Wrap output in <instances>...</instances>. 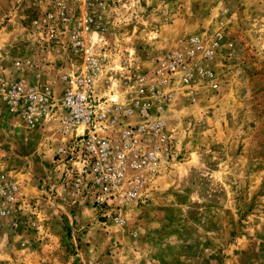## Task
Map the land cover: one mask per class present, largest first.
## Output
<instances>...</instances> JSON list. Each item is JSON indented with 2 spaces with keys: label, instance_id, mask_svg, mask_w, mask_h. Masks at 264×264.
Segmentation results:
<instances>
[{
  "label": "rangeland",
  "instance_id": "rangeland-1",
  "mask_svg": "<svg viewBox=\"0 0 264 264\" xmlns=\"http://www.w3.org/2000/svg\"><path fill=\"white\" fill-rule=\"evenodd\" d=\"M51 1L0 0V173L15 178L22 203L0 223V264H264V0H90L100 22L86 41L102 64L92 87L116 102L130 76L153 70L180 39L211 45L221 34L209 62L217 88L197 86L194 101L175 92L164 115L174 156L122 226L102 223L82 202L80 215L68 207L54 153L52 161L39 159L41 151L23 158L32 126L4 98L9 84L34 86L42 74L57 80L80 65L57 64L63 54L34 47L29 23ZM43 83L61 93L59 80ZM48 188L57 195L48 199ZM65 217L85 223L75 234Z\"/></svg>",
  "mask_w": 264,
  "mask_h": 264
},
{
  "label": "built area",
  "instance_id": "built-area-1",
  "mask_svg": "<svg viewBox=\"0 0 264 264\" xmlns=\"http://www.w3.org/2000/svg\"><path fill=\"white\" fill-rule=\"evenodd\" d=\"M99 22L90 0H52L29 23L36 35L34 47L80 65L59 75L58 96L45 83L15 82L2 89L8 107L28 126L42 118L59 124L63 138L53 161L57 185L93 208L102 223L122 226L174 156L175 140L164 115L175 92L186 91L194 101L197 86L217 88L209 62L221 34L211 45L197 36L180 39L178 48L164 52L153 70L130 76L129 90L116 102L114 95L99 96L92 87L102 64L86 40L96 38ZM17 192L15 178L0 173V223L22 209ZM54 193L48 188L47 198Z\"/></svg>",
  "mask_w": 264,
  "mask_h": 264
},
{
  "label": "crops",
  "instance_id": "crops-1",
  "mask_svg": "<svg viewBox=\"0 0 264 264\" xmlns=\"http://www.w3.org/2000/svg\"><path fill=\"white\" fill-rule=\"evenodd\" d=\"M96 38L98 35L95 34ZM100 36V35H99ZM94 37V36H92ZM91 37V38H92ZM93 39V38H92ZM57 64L62 63L63 65L69 66L68 62L62 57L61 60H57ZM57 64H55L57 66ZM60 66V65H59ZM48 74V73H45ZM42 82H58L57 80H53V77H51V75H47L46 77L44 76V74H42V76L38 79L34 81L33 85H38ZM57 122H53V120L51 119H46V118H42L39 123L36 126L33 127H27V132L30 133V138L27 141V145H28V149L30 154H24L23 158L26 159L27 161H32L33 159H37V152H43V154H39L38 153V157L39 159H43L44 157H48L49 161H52L53 158V151H54V146L56 145V142L60 139H62L63 137L58 133V129H59V124H57ZM59 126V127H57ZM61 137H60V136ZM65 203L68 205V207H72V209L76 210L78 212V214L80 215L81 213L84 212V209L86 207H83L82 204H80V202L78 201V199L75 196H71L69 194H64L63 197ZM79 202V203H78ZM67 210V209H66ZM66 221H65V225L66 227H70V230H73V232H75V234L77 233L76 230L78 227L84 225V219L81 217H76L70 221H68V219L65 217ZM80 239L77 240L79 246H80V257H84L85 253L88 251V246L86 241V238L84 237V235L77 236ZM76 240V238H75ZM76 244V241H74Z\"/></svg>",
  "mask_w": 264,
  "mask_h": 264
}]
</instances>
